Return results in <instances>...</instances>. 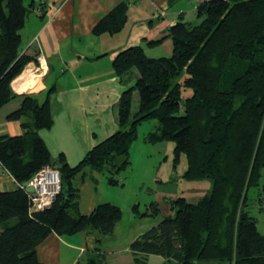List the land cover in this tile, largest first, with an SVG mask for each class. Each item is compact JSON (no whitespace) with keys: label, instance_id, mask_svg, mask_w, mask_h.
Listing matches in <instances>:
<instances>
[{"label":"trees","instance_id":"16d2710c","mask_svg":"<svg viewBox=\"0 0 264 264\" xmlns=\"http://www.w3.org/2000/svg\"><path fill=\"white\" fill-rule=\"evenodd\" d=\"M30 6L46 16L45 3L32 1ZM128 7L127 1L117 4L93 33L122 31ZM197 15L198 24L179 20L170 27L171 55L150 57L136 45L115 57L112 66L121 79L139 72L119 99V129L72 166L63 152L54 157L39 134L54 125L51 101L56 87L49 88L43 100L12 87L26 66L37 62L39 51L34 45L23 49L21 31L28 21L24 0H0V110L19 99L20 106L7 119L19 121L23 131L0 134V165L16 180L15 189L0 191V264H42L37 247L51 233H94L95 250H100L104 237L114 234L123 210L106 201L83 214L75 178L80 176L84 183L89 172L108 169L107 183L121 184L117 175L129 167L139 125L148 119H157L159 126L146 141H174L175 162L182 154L187 158L184 177L209 178L213 185L196 202L183 196L173 199V214L164 215L130 243L136 264H147L150 254L170 264H264V236L247 203L249 189L260 185L264 170V0H205ZM184 73L182 82H174ZM184 88L193 94L185 97ZM135 92L139 108L134 114ZM46 165L60 171L61 191L50 207L31 212L29 192L21 185ZM262 189L259 204L264 184ZM133 209L141 217L160 213L156 202L146 212L139 204ZM102 262L98 256L87 264Z\"/></svg>","mask_w":264,"mask_h":264},{"label":"crops","instance_id":"0c3cea01","mask_svg":"<svg viewBox=\"0 0 264 264\" xmlns=\"http://www.w3.org/2000/svg\"><path fill=\"white\" fill-rule=\"evenodd\" d=\"M32 1L36 5L45 3L47 14L43 18L38 14L39 7L27 5L30 9L27 23L33 28V34L29 35L24 50L34 45L39 53H44L47 62L39 69V73L34 72L35 78L27 71L37 70L39 62H30L12 82V87L19 94L36 93L41 100L49 88L56 87L51 101L54 125L50 129L40 130L39 134L54 157L63 152L68 163L75 166L89 150L119 129V99L122 92L133 85L139 76L137 70L126 75L125 79L117 76L112 66L115 57L136 45H142L150 57L171 55L173 42L168 36L170 27L179 20L192 24L188 17L198 18L197 7L205 0ZM122 1L129 4L127 22L122 31L116 34H94L93 28L97 22ZM36 37L38 40H35ZM154 40L162 41L148 45L149 41ZM19 106L20 100L17 99L0 110V113L5 112L1 118L5 116L6 120L0 121V134L14 135L18 133V128L21 129L19 121L7 119L8 114ZM0 166L4 170V175H0V184L13 182L15 189L16 180ZM205 193L204 190H196L198 196L194 197L198 200ZM106 201L109 200L105 194L91 195L83 204L81 195L80 210L83 214H89L97 204ZM251 214L264 236V210L260 204L258 212ZM108 243L109 239L104 237L101 249L95 250L94 233L63 236L51 233L38 245L37 253L42 264H87L89 258L98 256L103 258V264H109L108 259L110 264H136L130 244L125 247ZM146 261L147 264L166 262L162 256L152 254L146 256ZM196 264L221 263L197 261Z\"/></svg>","mask_w":264,"mask_h":264},{"label":"rangeland","instance_id":"374dc122","mask_svg":"<svg viewBox=\"0 0 264 264\" xmlns=\"http://www.w3.org/2000/svg\"><path fill=\"white\" fill-rule=\"evenodd\" d=\"M186 1V0H185ZM183 0V2H185ZM31 0H24L25 7L29 5ZM38 14L42 16V11L38 9ZM192 25L198 24L201 19L188 17ZM33 28L27 23L26 27L21 31L23 35V49L27 47L29 35L33 34ZM38 40V37L35 38ZM39 62V61H38ZM46 57L43 63L39 62L37 70L28 69V73L32 78H35V73H39V69L46 64ZM25 70V69H24ZM24 72V71H23ZM22 72V73H23ZM35 72V73H34ZM21 73V74H22ZM20 74V75H21ZM19 75V76H20ZM187 75L184 73L180 75L174 82H182ZM193 90L190 88L183 89L185 97L191 96ZM138 93L135 92V100H133L132 112L135 114L139 108ZM118 110V109H117ZM4 111L0 113V121L5 122ZM17 125V124H16ZM159 121L157 119L143 120L139 125V136L132 144L130 150V165L122 171L117 178L121 180V184L112 186L107 183L109 176L108 169L102 172H89L86 178L87 184L81 182V177L77 176L75 182L81 187V195L83 197V204L91 195L100 196L105 194L109 201L119 205L123 210V218L119 222L115 234L106 236L109 239V245H123L128 247L129 244L138 236L156 226L164 217V215L173 214L171 209V201L177 197L188 196L190 201L196 202V190L209 191L213 185L211 179L206 178L202 180L190 181L184 177L187 170V158L185 154L181 155L178 162H175L174 141H161L151 143L146 141L145 136L154 130H157ZM22 129L18 128V133H22ZM14 134V135H17ZM0 175H4V170L0 166ZM264 184V170L261 183L259 186L249 189L248 194V209L252 213H257L259 208V194L263 191ZM15 187L13 182L0 184V191L12 190ZM195 193V194H194ZM158 203L160 213L157 216L148 215L146 217L139 216L133 206L139 204L141 212L149 211L151 203ZM103 249L105 243L102 245ZM107 251V250H104ZM110 264L111 261L108 259ZM217 262V261H216ZM152 263V261H151ZM202 263H210L209 261H202ZM217 263L228 264L227 262L218 261ZM164 264H170L165 262Z\"/></svg>","mask_w":264,"mask_h":264},{"label":"built area","instance_id":"2783aa9c","mask_svg":"<svg viewBox=\"0 0 264 264\" xmlns=\"http://www.w3.org/2000/svg\"><path fill=\"white\" fill-rule=\"evenodd\" d=\"M37 61H45L44 53L40 52ZM61 175L58 168L46 165L38 171L34 177L21 187L28 190L32 208L31 212L46 209L55 201L56 196L61 191ZM260 206L264 210V196L261 199Z\"/></svg>","mask_w":264,"mask_h":264},{"label":"water","instance_id":"95a60500","mask_svg":"<svg viewBox=\"0 0 264 264\" xmlns=\"http://www.w3.org/2000/svg\"><path fill=\"white\" fill-rule=\"evenodd\" d=\"M25 8L27 10V18H29V16H30V9L28 7H25Z\"/></svg>","mask_w":264,"mask_h":264}]
</instances>
